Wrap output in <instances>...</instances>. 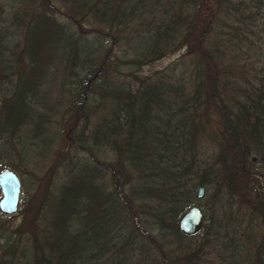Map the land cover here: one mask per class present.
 Instances as JSON below:
<instances>
[{"label": "trees", "instance_id": "16d2710c", "mask_svg": "<svg viewBox=\"0 0 264 264\" xmlns=\"http://www.w3.org/2000/svg\"><path fill=\"white\" fill-rule=\"evenodd\" d=\"M14 1L24 45H8L14 33L0 27V64L27 73L19 92L29 99L0 111V151L18 152L21 130L46 151L48 92L79 64L60 134L85 156L63 178L51 167L21 226L0 228V264H264V65L245 60L233 23L253 24L264 0H59L65 11ZM181 49L167 68L139 74ZM194 206L203 227L185 236L178 222Z\"/></svg>", "mask_w": 264, "mask_h": 264}, {"label": "rangeland", "instance_id": "374dc122", "mask_svg": "<svg viewBox=\"0 0 264 264\" xmlns=\"http://www.w3.org/2000/svg\"><path fill=\"white\" fill-rule=\"evenodd\" d=\"M53 1L54 0H51V2L56 7L60 8L61 11H65V9L63 8L62 1ZM16 10L17 6L15 5L14 0H0V27H2V29L4 30L7 29L10 32L14 33L10 35L8 45L12 46L13 44L17 43L20 44L23 48L24 30L22 29L19 32L17 31L16 26L14 25L13 15L15 14ZM63 23L64 25L66 24V27L71 31L73 35L75 32L77 33L78 30L73 21H70L68 20V18H65L63 20ZM233 23L237 27L241 28L243 30L242 33L245 35V38H243L242 45L243 52L245 51L248 53L244 55L245 60L254 63V67L256 68L263 66L264 8H261V16H259L258 19L253 22V24L248 23L247 25H245L239 22ZM83 27L87 28L88 26L84 25ZM250 42L253 44L252 46H250ZM183 53L184 50L181 49L171 54H168L158 61L143 66L139 74L144 76H150L157 71L163 70L172 63L178 61L179 58L183 55ZM241 58L243 57L241 56ZM23 60L25 63L28 62L25 58ZM0 65L2 66L1 69H6L4 67V63H1ZM78 65L79 64L74 66L72 72L67 74L66 80H64L63 74L59 73L52 83L53 88L51 87L50 91L48 92V96L51 99L49 103L53 104V108L56 109V113L53 115V118L51 120L49 132L42 136L45 139L52 140L49 143L46 151L41 149L42 147L38 145L37 138H33V134L26 130H21L17 135L19 139H16L14 148L16 149L17 147L18 152L10 149L7 151H2V149L0 151V171H2L3 169H9L13 171L17 174L21 183L20 203L17 213L11 216L2 215L0 213V228L3 233L5 230H8V232L16 231L17 228L21 226L24 211L28 208L27 207L23 210V207L28 204L31 195H34L40 188V185L43 186L44 182H46V180L49 178L51 167H55V165L57 164L55 169L57 177L63 178L66 173V170L71 166V160L72 162H74L78 158H82L83 156H85L83 152H78L77 148L73 146H69L71 148L67 147L66 145L68 144L66 142V139L64 140V138H62V134H60V131L64 130V125L61 121H67V118H69V109H71L72 103L75 99L72 94L77 92L79 78L83 76V72H81ZM17 67L18 65L15 64L14 61L12 70H8L7 67V69L3 70L2 74L0 75V111L8 108L13 101L17 100L18 96L19 99L25 97L24 99L27 100L28 98L27 96H22V93L19 92V88L22 84L20 78L28 75L24 72L23 74L21 71L19 73L14 72L13 70ZM31 80L32 79L29 78V82ZM97 95L98 96L95 97V102L93 103L94 108L92 110L91 115L92 122H95V120H97V117H99V115H101L102 113V98L99 94ZM70 120L71 119H69V121ZM66 129L67 128L65 127V131ZM16 143L18 144L16 145ZM210 146L212 145L210 144L206 146L202 150V152L206 153V150L208 152L212 151L213 147L211 148ZM203 159L209 160L206 156H204ZM202 205L204 206V202ZM203 206L199 207L202 211L205 210ZM209 211L210 210H208V212ZM202 235L203 234H200L199 238L197 239L199 243L202 242ZM4 243V237H0V246L4 245ZM205 249L207 250V252H209L212 251L213 248L205 246ZM211 260L212 262L210 263ZM211 260H209L208 264H218L215 260L214 255L211 256ZM199 264H203V261H200Z\"/></svg>", "mask_w": 264, "mask_h": 264}, {"label": "water", "instance_id": "95a60500", "mask_svg": "<svg viewBox=\"0 0 264 264\" xmlns=\"http://www.w3.org/2000/svg\"><path fill=\"white\" fill-rule=\"evenodd\" d=\"M205 190L203 187L197 190V199H202ZM0 213L11 216L19 209L21 183L16 173L9 169L0 171ZM204 223V213L201 208L194 206L189 208L178 222L179 231L185 236L198 234Z\"/></svg>", "mask_w": 264, "mask_h": 264}, {"label": "flooded vegetation", "instance_id": "af4514ba", "mask_svg": "<svg viewBox=\"0 0 264 264\" xmlns=\"http://www.w3.org/2000/svg\"><path fill=\"white\" fill-rule=\"evenodd\" d=\"M17 75V74H16Z\"/></svg>", "mask_w": 264, "mask_h": 264}]
</instances>
